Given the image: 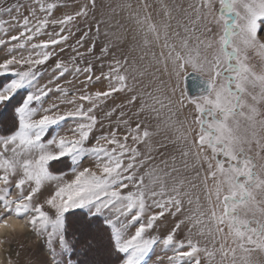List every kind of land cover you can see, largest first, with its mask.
<instances>
[{"label": "snow or ice", "instance_id": "obj_1", "mask_svg": "<svg viewBox=\"0 0 264 264\" xmlns=\"http://www.w3.org/2000/svg\"><path fill=\"white\" fill-rule=\"evenodd\" d=\"M24 7L0 6V224L46 237L45 264H71L77 210L89 243L103 218L119 264H264V0H160L158 19L123 0L135 43L113 34L99 53V0Z\"/></svg>", "mask_w": 264, "mask_h": 264}, {"label": "rangeland", "instance_id": "obj_2", "mask_svg": "<svg viewBox=\"0 0 264 264\" xmlns=\"http://www.w3.org/2000/svg\"><path fill=\"white\" fill-rule=\"evenodd\" d=\"M99 2L105 5V7L103 9V17H100L98 12V19H103L105 23L100 25V33L96 40V52L99 53L101 45L105 44L108 40H115V36L113 34L116 36H122L124 44L130 48L135 43L133 40V36L135 35V26L126 18L127 13L122 12L117 7V5L122 3L123 0H99ZM130 2L133 5H136L138 0H130ZM146 2L153 5L149 11L153 14L154 18L158 19L159 17L156 15V13L158 11L160 0H146ZM164 2L168 3L169 5L179 3L183 7H187V4L192 2V0H164ZM13 3L24 5L25 7L23 11L25 14H27V7L30 3V0H0V6L3 7L10 6ZM109 5L110 7H108ZM113 8L115 9V12L112 11ZM0 18L3 20H8L9 16L4 14ZM118 24L122 25V27L118 28ZM173 24H175V21H173ZM105 32H108L109 36L106 37ZM93 34H95V29H93ZM79 35L80 33H77V37ZM74 41L75 38L70 39L68 43L74 44ZM5 55H7V49L3 46H0V56ZM70 55V50H66V52L62 54V58L67 60L69 59ZM255 62L259 64L258 59H256ZM49 63L51 64L52 62ZM49 75H51L50 72H45L39 83L41 85L45 84ZM9 79V76H0V86L6 83ZM72 79L73 77L69 75L66 77V79H62L60 83L72 91L73 86L66 83L67 80ZM77 87H79L78 84ZM181 87H183V84H181ZM52 98L55 99V96ZM57 102L59 103V101ZM45 106H47V104ZM68 107L70 106L62 105L61 110H67ZM260 108L261 110H264V104H261ZM64 127L66 130L67 125ZM3 132L4 129L0 127V134H3ZM61 134H63V132ZM160 159L161 157L157 156L154 163L158 164ZM260 162L261 161H258V163ZM58 171L70 170L61 168ZM191 175H194V173H191ZM66 178L70 179V176ZM80 218L81 210H77L76 212L68 213L65 221V236L66 239L71 242V246L69 247L67 253L71 264H119L120 257L112 250V246L107 234L103 233V218H97L93 223V229L97 232L95 243L86 242L84 236L81 234V231L77 230V222L80 220ZM131 231L134 232V229ZM53 243L54 247H58V240L54 241ZM11 249L13 251V255H15L16 251L21 253L22 264H24L25 261H31V264H45L46 261H51L52 259L47 248L46 237H36L33 233L28 231L24 232L22 235H19L12 242ZM153 259H155V257H153Z\"/></svg>", "mask_w": 264, "mask_h": 264}, {"label": "clouds", "instance_id": "obj_3", "mask_svg": "<svg viewBox=\"0 0 264 264\" xmlns=\"http://www.w3.org/2000/svg\"><path fill=\"white\" fill-rule=\"evenodd\" d=\"M5 223H7L9 227L5 228L3 224H0V238L7 237L11 240L12 238H17L19 235H22L27 231L26 222L23 220H17L13 217H9ZM0 243H2V239H0ZM0 264H4L2 251H0Z\"/></svg>", "mask_w": 264, "mask_h": 264}, {"label": "water", "instance_id": "obj_4", "mask_svg": "<svg viewBox=\"0 0 264 264\" xmlns=\"http://www.w3.org/2000/svg\"><path fill=\"white\" fill-rule=\"evenodd\" d=\"M187 91L189 92L190 95L196 94V91L199 87V84L195 80H188L187 81Z\"/></svg>", "mask_w": 264, "mask_h": 264}, {"label": "bare ground", "instance_id": "obj_5", "mask_svg": "<svg viewBox=\"0 0 264 264\" xmlns=\"http://www.w3.org/2000/svg\"><path fill=\"white\" fill-rule=\"evenodd\" d=\"M0 251H2V253H3V248H0Z\"/></svg>", "mask_w": 264, "mask_h": 264}]
</instances>
